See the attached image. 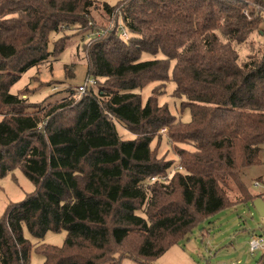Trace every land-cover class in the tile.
<instances>
[{"label":"trees","instance_id":"1","mask_svg":"<svg viewBox=\"0 0 264 264\" xmlns=\"http://www.w3.org/2000/svg\"><path fill=\"white\" fill-rule=\"evenodd\" d=\"M258 2L0 0V177L19 168L35 186L0 216V264H30L32 249L41 264H153L216 212L260 197L244 178L264 165ZM115 7L128 39L106 29ZM51 33L60 35L49 47ZM75 42L94 87L79 98L67 89L54 103L45 100L54 93L38 102L27 88L10 93L27 69ZM167 81L189 121L160 104ZM115 122L133 139L119 137ZM163 128L175 159L151 146ZM62 230L61 246L41 242Z\"/></svg>","mask_w":264,"mask_h":264},{"label":"rangeland","instance_id":"2","mask_svg":"<svg viewBox=\"0 0 264 264\" xmlns=\"http://www.w3.org/2000/svg\"><path fill=\"white\" fill-rule=\"evenodd\" d=\"M104 1L112 5L117 2V0ZM120 3L119 5H121ZM97 4L101 6L100 2ZM91 13L97 19L99 11L92 10ZM261 27H264V22ZM59 35L60 33H51L49 35V47H52L53 41L57 40ZM252 37L259 43L264 40L263 33H255ZM76 45H78L77 48H75ZM81 47L80 43L75 42L72 46H67L57 58L48 59L38 66L27 69L26 72L21 74L16 83L12 85L10 93L13 94L27 88L29 89L27 97L32 102L41 101L45 98L44 96L54 93L53 97L48 96L45 98L46 101L54 103L61 94H67V89H69L73 96L79 98L80 94L77 93L76 87L84 83L87 77V65ZM237 51L239 57L244 59L246 47L243 45L237 46ZM142 60H149V56L143 55ZM154 85V83H150V85L139 91L142 94L143 101L150 96V90ZM174 88V82H166L165 95L160 98V104L166 102L168 109L174 116L187 122L190 120V111L187 108L181 111V100L172 95ZM114 124L119 137L126 140L133 139V134L124 125L118 122ZM166 131L165 128L161 129V142L154 139L151 146L156 147L158 156L175 159ZM182 146L184 145L182 144L180 147ZM261 160L262 164H264V153L261 154ZM261 173H264V165L251 166L245 170L244 178L249 183L250 190L255 194H260V197L264 200V192L260 189H255L250 183L251 179ZM34 188V184L22 174L19 168H15L12 172L7 173L6 176L0 177V216L9 203L23 200L27 194L35 190ZM263 227L264 216L257 213L252 201H244V203H238L234 206H229L227 209L220 210L214 216L202 221L198 227L193 229L187 239L178 244L184 249L185 253L180 249L179 251L180 254L182 253L186 257V264H256L261 252L251 254L248 250V240L252 235L259 234ZM23 235L31 243L37 241L28 233L26 228L23 229ZM65 236L66 234L63 230L60 232L47 231L41 242L61 246ZM42 261L43 257L36 254L35 250L32 249L30 264H41ZM121 264L137 263L131 259L124 258ZM153 264L160 263L154 261ZM168 264H172V262Z\"/></svg>","mask_w":264,"mask_h":264},{"label":"built area","instance_id":"3","mask_svg":"<svg viewBox=\"0 0 264 264\" xmlns=\"http://www.w3.org/2000/svg\"><path fill=\"white\" fill-rule=\"evenodd\" d=\"M255 7V11L256 13L262 15L264 17V3H255L254 4ZM264 22V20H263ZM111 27H115L117 28L120 36L124 39H128L129 35L125 25H124V21L121 18V13H120V9L119 7L113 9L111 11V15H110V21L106 26V29H109ZM263 30V34H264V27H262ZM103 29L102 30H94L90 35L91 37H100L102 35ZM264 42V40H263ZM96 84V80L93 77H86L85 82L78 85L76 87L77 93H79L80 95L85 93L90 87H94ZM155 177L150 178L149 181L154 180ZM252 186L257 189V190H261L262 192H264V175H262L261 177H259V179H254L252 181ZM248 250L251 254L257 253V252H261L264 251V227L263 229L260 231L259 234H254L252 235L249 240H248Z\"/></svg>","mask_w":264,"mask_h":264},{"label":"crops","instance_id":"4","mask_svg":"<svg viewBox=\"0 0 264 264\" xmlns=\"http://www.w3.org/2000/svg\"><path fill=\"white\" fill-rule=\"evenodd\" d=\"M179 249L185 253L183 248L178 246V244H174L163 255L158 257L155 262L157 261L160 264H168L169 262H172V264H186V257L182 253L180 254Z\"/></svg>","mask_w":264,"mask_h":264},{"label":"water","instance_id":"5","mask_svg":"<svg viewBox=\"0 0 264 264\" xmlns=\"http://www.w3.org/2000/svg\"><path fill=\"white\" fill-rule=\"evenodd\" d=\"M252 204L256 209L257 213H259V215L261 216H264V200L261 197H259L254 199L252 201Z\"/></svg>","mask_w":264,"mask_h":264}]
</instances>
